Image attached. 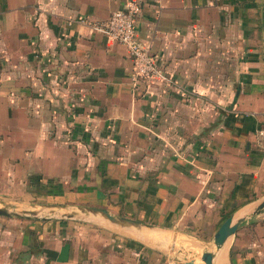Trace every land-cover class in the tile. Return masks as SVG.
Returning <instances> with one entry per match:
<instances>
[{"label": "crops", "instance_id": "crops-1", "mask_svg": "<svg viewBox=\"0 0 264 264\" xmlns=\"http://www.w3.org/2000/svg\"><path fill=\"white\" fill-rule=\"evenodd\" d=\"M127 1L0 0V200L161 230L0 215V264H187L264 197V0H134L136 84L93 29ZM227 240L212 264H264V211Z\"/></svg>", "mask_w": 264, "mask_h": 264}, {"label": "water", "instance_id": "water-1", "mask_svg": "<svg viewBox=\"0 0 264 264\" xmlns=\"http://www.w3.org/2000/svg\"><path fill=\"white\" fill-rule=\"evenodd\" d=\"M0 215L18 218H45L56 217L59 219L88 220L98 219L113 226L133 230L137 233L144 231L157 232L160 227L142 223L140 221L110 214L105 209L87 206L68 207L64 204H37L30 209L20 208L17 205L0 201ZM264 211V197L249 207L245 213L240 215H229L220 223L215 230L211 240L205 243L200 254L201 264H212L216 252L223 246L225 241L234 234L236 229L247 219L252 218ZM169 248V247H168ZM187 264H196L195 261L181 255Z\"/></svg>", "mask_w": 264, "mask_h": 264}, {"label": "built area", "instance_id": "built-area-1", "mask_svg": "<svg viewBox=\"0 0 264 264\" xmlns=\"http://www.w3.org/2000/svg\"><path fill=\"white\" fill-rule=\"evenodd\" d=\"M138 12V4L129 0L124 9L112 11L103 24L93 26V29L125 47L132 62L131 79L134 84L161 76L154 57L136 36L134 20ZM257 132L263 136L264 128H259Z\"/></svg>", "mask_w": 264, "mask_h": 264}, {"label": "rangeland", "instance_id": "rangeland-1", "mask_svg": "<svg viewBox=\"0 0 264 264\" xmlns=\"http://www.w3.org/2000/svg\"><path fill=\"white\" fill-rule=\"evenodd\" d=\"M0 201L8 202V203H10V204L17 205V206H19L20 208H27V209H30L32 205L40 204V203H33V202H29V203H16V202L5 201V200H0ZM0 206H1V204H0ZM192 249H193V248H192ZM194 249L199 250V251H198V255H197V257L194 259V260H195V263H196V264H201V260H200V258H199V257H200V252H201V250H200V248L197 247V246H196V248H194ZM191 251H193V250H191Z\"/></svg>", "mask_w": 264, "mask_h": 264}, {"label": "bare ground", "instance_id": "bare-ground-1", "mask_svg": "<svg viewBox=\"0 0 264 264\" xmlns=\"http://www.w3.org/2000/svg\"><path fill=\"white\" fill-rule=\"evenodd\" d=\"M228 241V240H227ZM226 241V242H227ZM226 242L223 244V246L216 252V254H215V256L220 252V250L224 247V245L226 244ZM225 248H227L226 246H225ZM225 248L223 249V252L225 251ZM222 252V251H221Z\"/></svg>", "mask_w": 264, "mask_h": 264}]
</instances>
